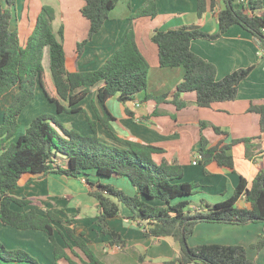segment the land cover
Wrapping results in <instances>:
<instances>
[{
	"label": "trees",
	"instance_id": "obj_1",
	"mask_svg": "<svg viewBox=\"0 0 264 264\" xmlns=\"http://www.w3.org/2000/svg\"><path fill=\"white\" fill-rule=\"evenodd\" d=\"M119 1L85 0L81 13L90 22V28L87 37L77 44L76 58L102 29ZM223 1L225 8L219 12L216 32H207L197 25L154 31L152 41L158 49L160 66H182L185 74L172 92L157 96L148 94L147 100L172 102L181 109L187 104L182 98L186 92L196 93V103L200 107L236 99L240 83L255 65L238 68L218 79L216 65L195 53L191 43L199 38H220L231 26L238 24L264 47V6L263 0ZM16 4L17 0H6V6L0 8V102L11 97L0 122V223L22 231L45 233L54 246L56 264L62 260L69 264H106L92 248L87 232L77 231V227L80 228L74 224L77 212L67 218L53 208H48L46 214L34 207L19 209L36 201L35 197L15 193L23 187L22 182L28 174H56L84 179L90 186L89 194L98 202L99 213L94 221L98 233L109 236L105 240L106 247L124 248L126 245V240L110 226V219L120 215L124 204L132 211L131 218L141 222L146 235L172 236L180 242V255L168 264H258L249 258L242 245L204 243L190 246L188 238L199 222H264L263 170L250 186L242 177L228 199L207 203L203 209L193 208L190 197L197 193L199 185L182 181V164L169 161L165 156L166 149L160 145L119 137L114 132L111 122L116 117L109 110L107 101L117 95L120 102L126 103L148 87L150 64L138 44L135 30L131 28L127 32L121 45L98 68L72 70L67 65L64 25L57 31L54 29L55 8L49 4L42 6L33 32L23 43L18 29L11 25L16 17ZM214 6L215 0H198V17H203ZM157 15L156 1L148 0L131 14V18ZM45 47L49 48L56 93L46 81L42 63ZM98 84L101 85L93 99L97 110V120H94L81 102ZM38 86L55 105L58 114L84 113L91 132L70 128L55 114L43 112L33 118L25 133L19 134V117L32 102ZM250 110L260 114L261 132L264 133V104H252ZM98 123L113 133L115 143L101 139ZM200 124L202 130L210 125L206 121ZM213 127L223 137L211 144L202 134L198 149L200 163L204 166L214 163L218 168L234 171L230 150L235 144L250 139L227 142L228 133L218 126ZM112 178L123 179L133 191L114 184ZM242 199L248 205H240ZM153 200L162 201V204H155ZM254 246L258 249L264 246V235ZM0 264L42 263L26 248H10L0 240Z\"/></svg>",
	"mask_w": 264,
	"mask_h": 264
},
{
	"label": "crops",
	"instance_id": "obj_2",
	"mask_svg": "<svg viewBox=\"0 0 264 264\" xmlns=\"http://www.w3.org/2000/svg\"><path fill=\"white\" fill-rule=\"evenodd\" d=\"M46 1L53 2L56 10L54 29L57 31L62 24L64 25L63 41L68 58L67 65L72 70L98 68L121 45L127 32L131 28L135 30L138 44L150 64L148 87L126 103L120 102L117 95L107 101L109 110L116 117L111 125L119 137L160 145L166 149L165 156L169 161L183 165L182 181L199 185L197 193L190 197L193 208L203 209L207 203L215 204L228 199L234 194L242 177L248 181L250 186L258 172L264 171V133L261 132V117L259 113L250 110L252 104H264V47L251 32L242 26L238 24L231 26L220 38H199L191 43V48L195 53L216 65L218 79H222L238 68L255 65L250 75L240 83L236 99L214 102L209 107H200L196 103V93L186 92L182 98L187 104L178 109L172 102L157 103L153 99L147 100L146 98L148 94L157 96L172 92L185 74L182 66H160L158 49L152 41L154 31L197 25L207 32H216L219 29V12L225 8L223 0H215L214 8L209 9L201 18L197 15L198 0H155L158 15L154 18L136 19H132L131 14L138 11L148 0H120L110 12L102 29L87 43L79 58H76L77 44L87 37L90 28V22L81 13L85 0H34L33 2L32 0H17L16 17L12 21V27L18 29L20 39L25 43L34 30L42 6L48 3ZM5 6L6 0H0V8ZM42 63L48 87L56 93L53 80L51 82L47 74L48 67L51 73L48 47L44 48ZM100 85L92 88L89 94L92 95L90 104L84 102L89 95L81 102L94 120H97V110L96 105H93V99L96 98L95 94ZM37 89L42 90L40 86ZM10 99L11 97H8L7 101L0 102V110L3 113ZM77 114H80L78 119L73 117L76 114L59 115H62L65 119L62 122L68 127L76 128L83 133H90L91 128L84 113ZM65 115H70V117H65ZM2 120L3 117L0 115V122ZM201 121H206L210 125L202 130ZM68 122H76L78 126L71 127L67 124ZM213 126H218L228 133L227 142L232 139H250L249 142H239L231 148L230 153L235 163L234 171L218 168L214 163L204 166L200 163V159L194 163L202 134L211 144L217 143L223 137L215 131ZM98 132L101 139L109 143L117 141L113 133L101 123H98ZM28 176L30 179L38 180L31 184L32 188L29 189L31 191L26 192L25 195L28 197L37 198L38 195L33 192V188L37 186L43 193L49 188L55 190L56 187L52 184L54 180L63 181L62 184L66 189L72 190L71 196L75 194L91 196L90 186L84 179L67 178L56 174L47 176L28 174ZM111 181L127 191H133L123 179L112 178ZM17 191L18 189L15 193ZM97 203L96 200L92 206L98 209ZM153 203L162 204V201L153 200ZM239 204L248 205L245 199L240 200ZM31 205L19 207V209H29ZM97 209L94 208L95 214L91 217L87 216L86 212L82 213L81 219L77 222L80 224V229L85 230L92 240L91 246L95 253L106 264H168L180 255L181 245L178 240L172 236L146 235L141 222L131 218L132 211L124 204L121 205L120 215L110 219V226L126 240V245L124 248L106 247L105 240L109 236L99 234L94 222L99 213ZM37 211L46 214L38 209ZM84 218H91L92 221L87 224L88 221ZM18 233L24 235L23 239L15 236ZM262 235H264V222L248 224L199 222L189 236L188 243L190 246L204 243L242 245L249 258L258 264H264V246L261 249L254 246ZM0 237L10 248L24 247L41 262H45L44 259H46L47 263L56 264L54 246L47 241L48 238L43 232L21 231L2 224ZM36 238L39 241L37 244L32 241ZM43 239V242L40 241Z\"/></svg>",
	"mask_w": 264,
	"mask_h": 264
},
{
	"label": "rangeland",
	"instance_id": "obj_3",
	"mask_svg": "<svg viewBox=\"0 0 264 264\" xmlns=\"http://www.w3.org/2000/svg\"><path fill=\"white\" fill-rule=\"evenodd\" d=\"M34 0H32L33 2ZM46 2H50L49 5H53V2L51 1H46ZM47 3V4H48ZM39 14V13H38ZM37 21V19H36ZM48 78L49 80L52 82V76L51 73L49 72V67H48ZM53 83V82H52ZM42 90L40 89H36V93H35V97L33 98L32 102L24 109L25 111L23 112V114L21 115L19 122H20V128H19V132L21 133H25L26 129L28 127V125L30 124V122L33 120V118H35L38 114H41L43 112H48V113H52L55 114L58 119L60 121H65V119L62 117V115H59L56 112V108L55 105L53 103H51L47 97L41 92ZM84 102L90 104L92 102V95H89ZM83 102V103H84ZM85 103V104H86ZM0 115L1 117H3L4 113L2 112V110H0ZM65 117H70V115H65ZM74 119H78L80 117V114H76L73 115ZM69 126H78L76 122L72 123V122H68L67 123ZM36 181H38L37 179H30V176H26L25 179L22 182L23 187L18 189L17 195H25L26 192H30L31 190H29L30 188H32V183H36ZM63 181L61 180H54L53 181V186L56 187L55 190L53 189H47V191L45 193H43V191L41 192V188L34 187V193L37 194V198L36 201L34 202V204H32L30 207H35L36 209H38L39 211H42L44 213H46L48 208H53L54 210H57L60 214H62L64 217H69L71 216L72 213H76L77 212V216L74 218V224H77L80 226L79 222H77L78 220L81 219L82 217V213L86 212L87 216H92L94 215V208L97 209L93 203H95V199L87 194H83L82 196L80 194H75V196H71L70 192H72V190L66 189V187L62 184ZM28 189H27V188ZM23 193H21V192ZM98 210V209H97ZM87 219L89 224L92 220L91 218H84ZM1 224V223H0ZM2 225V224H1ZM0 225V227H1ZM60 228L63 229V227L61 225H59ZM22 231V230H21ZM28 232H34V233H41L38 231H31V230H27ZM77 231L80 232L81 229L79 227H77ZM19 232V231H17ZM26 233V232H24ZM18 235V236H17ZM15 235L16 237L22 238L23 239V234H17ZM0 240H2V238L0 237ZM34 243L37 244L38 239L36 238V240H32ZM40 241H44L40 240ZM46 241V240H45ZM47 241H49L47 239ZM50 242V241H49ZM81 253V252H80ZM45 254H47L45 252ZM72 256L77 260V261H81V259L77 256H75L74 254H72ZM45 262H41L42 264H50L47 263V260L44 259ZM59 264H69L67 261L62 260L59 262Z\"/></svg>",
	"mask_w": 264,
	"mask_h": 264
},
{
	"label": "built area",
	"instance_id": "obj_4",
	"mask_svg": "<svg viewBox=\"0 0 264 264\" xmlns=\"http://www.w3.org/2000/svg\"><path fill=\"white\" fill-rule=\"evenodd\" d=\"M200 158H201V155L198 154L197 157H196V159L194 160V163H197L198 162V159H200Z\"/></svg>",
	"mask_w": 264,
	"mask_h": 264
}]
</instances>
